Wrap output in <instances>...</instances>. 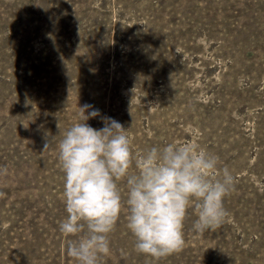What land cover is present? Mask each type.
Segmentation results:
<instances>
[{"label": "rangeland", "instance_id": "1", "mask_svg": "<svg viewBox=\"0 0 264 264\" xmlns=\"http://www.w3.org/2000/svg\"><path fill=\"white\" fill-rule=\"evenodd\" d=\"M84 105L134 156L191 143L234 177L217 230L189 208L183 250L157 261L122 211L100 264H264V0H0V264H75L58 143Z\"/></svg>", "mask_w": 264, "mask_h": 264}, {"label": "clouds", "instance_id": "2", "mask_svg": "<svg viewBox=\"0 0 264 264\" xmlns=\"http://www.w3.org/2000/svg\"><path fill=\"white\" fill-rule=\"evenodd\" d=\"M79 108L82 122L68 128L58 143L67 213L59 230L71 237L66 254L75 264H100L110 254L109 236L122 211L136 251L157 261L183 250L189 208L197 216L196 232L223 225L228 215L224 201L234 177L219 168L214 154L191 143H168L134 156L120 122L104 117L103 128H93L87 121L99 110ZM49 147L46 142L43 152ZM122 181L127 185L124 200L118 187Z\"/></svg>", "mask_w": 264, "mask_h": 264}]
</instances>
